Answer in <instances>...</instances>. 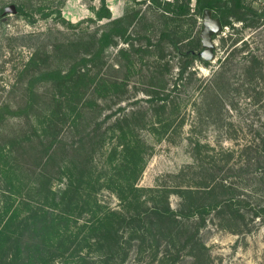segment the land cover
Here are the masks:
<instances>
[{"label": "rangeland", "instance_id": "1", "mask_svg": "<svg viewBox=\"0 0 264 264\" xmlns=\"http://www.w3.org/2000/svg\"><path fill=\"white\" fill-rule=\"evenodd\" d=\"M105 1L113 19L135 9L145 16V20L132 24L129 29L132 38L128 44L118 40L116 46H110L104 51L101 59L96 60L89 68L80 70V74L88 73L85 80L78 81L79 86H83L81 89L86 95V102L90 103L81 106L83 119L80 125L68 126L63 132L57 162H73L75 144L87 138V151L83 154L89 152L88 171L94 180V185L89 190L95 193L100 209L119 210L120 201L111 190L113 185L120 184L121 181L119 179L115 182L118 179L120 159H113L109 154L116 143L114 138L109 139L103 149V131L117 118L134 109H149L148 91L156 82L153 78L160 73L158 83L166 84L165 94L169 96L170 110L175 111L172 118L174 123L169 136L161 141L156 140L150 126L139 131L138 139L146 142L150 154L136 183L138 187H195L201 181L198 175L200 178L207 175V172L200 171L214 168L207 163L210 159L228 158L227 153L234 151L235 154L230 158V165L234 168L219 174L235 183L239 193L247 196L255 181L256 167L245 166L250 158L240 151L257 135L259 125L264 123V99L259 101L258 95L259 92L264 93V78L257 86L258 91L246 86L245 78L247 67H256L259 62L262 63L264 77V18L259 19V14H264V0H243L247 9L258 12L257 17L249 15L245 22L232 20V25L216 38L215 61L208 62V65L200 60L194 61L177 86L174 83L182 59L180 53L167 43H162L158 51L155 46L165 24L172 25L171 18H163V11L150 0H136L135 3L132 0ZM22 3H26L28 11L34 13L41 6L59 10L67 24L56 22L55 14L46 19L36 13L34 24H29L18 14H4L10 5ZM99 7L100 0H0V108L8 106L11 110H19L25 107L31 84L37 92L35 107L31 111L20 116L7 115L0 124V215L4 213V206L9 208L8 215H12L14 209L25 215L28 211L36 210L42 202L37 195L40 167L38 160L43 156L44 147L39 142L36 126L38 117L49 110L53 96L60 93L59 87L50 80H45L43 74L54 70L66 72L88 53L96 51L92 45L93 39L99 38L110 28L108 20L96 19L92 10ZM199 21L202 23V20ZM145 37L151 40L149 47ZM222 38L225 39L224 45ZM131 43L139 50L132 56V68L128 60L119 54L120 50L131 48ZM202 51L200 41L195 53L200 56ZM156 53L163 54L164 60H160ZM31 59H34V63L27 69ZM165 64L168 71L164 68ZM92 79L95 80L90 86ZM103 79L108 83L124 82L126 89L119 97L103 100L102 91H94L102 87L96 84L103 83ZM209 87L214 88V95L208 96ZM212 101L215 102L211 106L213 115L209 117L211 111L206 106ZM118 109L124 111L119 113ZM181 121L183 125L179 126ZM197 141L201 145H207L200 155L203 162L197 159V151L193 150V142ZM106 149L108 151L104 153ZM241 166L243 168L239 170ZM2 171H11L9 177L22 181V198H19L20 194L17 195L16 189L10 185ZM50 172L53 174V169ZM110 183H113L111 188ZM54 189H58L57 184ZM232 195L231 190L216 192L219 199H227ZM10 196L16 199L15 203L5 205L7 202L3 201ZM179 202L180 198L176 194L170 196L173 209L178 208ZM92 205L91 201L89 208ZM11 206L13 207L10 208ZM85 218L89 217L84 214L78 220V225L82 226ZM220 224V220L212 214L207 226L201 231V239L207 248V256L204 257L207 264H264V230L259 226L258 220L257 224L250 225L251 232L239 234L232 233ZM3 226L4 222H0V229ZM184 253L180 255L179 264H189L191 261V257ZM9 254L8 248L1 250L0 261L8 258ZM153 257L154 252L147 251L138 256L133 249L128 253L125 263L158 264L154 260L161 256ZM84 258L94 264H99L101 260L98 252L83 250L70 261L57 259L49 264H76Z\"/></svg>", "mask_w": 264, "mask_h": 264}, {"label": "trees", "instance_id": "2", "mask_svg": "<svg viewBox=\"0 0 264 264\" xmlns=\"http://www.w3.org/2000/svg\"><path fill=\"white\" fill-rule=\"evenodd\" d=\"M100 1L101 7L92 11L98 21L108 20L110 28L99 38L93 39L92 45L96 51L88 53L66 72L54 70L43 74L45 80H50L59 87L60 93L53 96L49 110L38 117L36 126L39 142L44 147L43 156L38 160L40 167L37 195L42 202L38 204L36 210L28 211L25 215H21L18 209H14L12 215H8L9 208L3 207L4 213L0 215L2 216L0 222H4V226L0 229V251L8 248L10 254L8 258L1 260L0 264H49L50 261L57 259L70 261L79 256L83 250L98 252L101 259L99 264H126L127 255L133 249L138 256L144 255L147 251L154 252L153 258L161 256L154 260L158 264H179L183 252L191 257L189 264H207L204 260L207 248L201 239V231L207 226L208 218L212 214L220 220L221 227L229 229L232 233L251 232L252 227L250 229L249 227L251 224H257V220L264 230V123L259 121L261 125L257 135L240 151L250 158L245 166L256 167L255 181L247 196L239 193L235 183L219 174L234 168L230 165L234 151L227 153L228 158L210 159L207 163L212 164L214 168L202 169L200 172H207V175H203L202 178L198 175L201 181L197 182L195 187L192 185L165 187L166 189L138 187L136 183L150 154L146 142L138 139L139 131L150 126L156 140L161 141L169 136L174 123L172 118L175 111L170 110L169 96L165 94L166 84L158 83L161 75L159 73L153 78L156 82L154 81L148 91L149 109H134L117 118L103 131V149L109 139L116 140L109 154L113 159H120L117 168L118 179H115V182L117 183L119 179L121 181L117 185L110 183L109 187L113 185L111 191L120 201V209H100L95 193L89 190L94 185V180L88 171L89 152L83 154L85 150L87 151V138L75 144L73 162L64 160L58 163L61 136L68 126L80 125L83 119L81 106L90 103L86 102V95L81 89L83 86H79L78 81L85 80L88 73L80 74V70L89 68L96 60L101 59L104 51L110 46H116L118 40L128 44L132 38L129 32L132 24L138 20H145V16L143 17L142 13L135 9H131L120 18L113 19L106 1ZM132 2L135 3L136 0ZM150 2L163 11V18L166 20L171 18L172 21V25L165 24L162 28L158 44L155 46L158 51L162 43H167L180 53L182 59L174 83L176 86L183 80L194 61L200 60L204 65H208V62L195 53L200 46L199 35L203 28L199 19H203L205 10H211L213 17L219 18L223 27H230L232 20L245 22L247 16L258 15L255 10L247 9L243 0H196L193 4L192 0H150ZM16 7L17 14L29 24L35 23L36 13H40L41 17L46 19L52 18L55 14L56 22L67 24L61 11L49 10L48 6L38 7L35 13L28 11L26 3ZM261 18H264V14H259V19ZM145 38L149 47L151 40ZM221 42L224 45L225 39L222 38ZM138 52L139 50L131 43V48L122 49L119 54L128 60L132 68L134 66L132 56ZM157 55L160 60H164L163 54L156 53ZM33 63L34 59H31L27 69H30ZM164 68L168 71L166 64ZM263 78L261 62L256 67L254 65L247 67L246 86L258 91L257 86ZM94 80L90 81V86ZM222 82L224 84V81ZM96 85L102 86L94 91L97 93L102 91L103 100L108 97H119L127 86L124 82L108 83L104 79L103 83L98 82ZM213 93H215L214 88L209 87L208 96L214 95ZM258 95L259 101L264 99V93L259 92ZM36 96L37 92L31 84L25 107L19 110H11L8 106L0 108V124L7 115L14 117L31 111L35 107ZM213 104L214 101L206 106L211 111L209 117L213 115L211 114ZM123 111L118 109L119 113ZM262 114L264 116V110ZM182 125L183 121L179 123V126ZM193 145L190 146L197 151V159L200 160L201 151H205L207 145H201L199 141L193 142ZM150 149L153 150L152 147ZM107 151L108 149L104 153ZM3 156L5 157L4 154ZM242 168L241 166L239 170ZM51 169L53 174L50 172ZM2 172L4 177L8 178L10 185L16 189L17 195L20 194L19 198H22L24 189L22 181L9 177L11 171ZM111 181L113 182L112 179ZM55 184L58 185L56 190ZM229 190L234 195L227 199H219L216 196L217 191ZM172 194L180 198L176 210L171 207ZM5 201L7 202L5 205H8L15 203L16 199L10 196L3 202ZM91 201L93 205L89 208ZM84 214L89 218L84 219L82 226L78 225V220ZM76 264L94 263L84 258Z\"/></svg>", "mask_w": 264, "mask_h": 264}, {"label": "water", "instance_id": "3", "mask_svg": "<svg viewBox=\"0 0 264 264\" xmlns=\"http://www.w3.org/2000/svg\"><path fill=\"white\" fill-rule=\"evenodd\" d=\"M18 13L16 5H10L5 9L4 14ZM202 30L200 38L202 42L203 51L200 57L205 62H214L216 59V38L221 36L224 32L225 27L219 18H214L211 10H205L202 19Z\"/></svg>", "mask_w": 264, "mask_h": 264}, {"label": "built area", "instance_id": "4", "mask_svg": "<svg viewBox=\"0 0 264 264\" xmlns=\"http://www.w3.org/2000/svg\"><path fill=\"white\" fill-rule=\"evenodd\" d=\"M192 1H193L194 3L196 2V0H192ZM225 29L227 30V27H225ZM225 29H224V30H225ZM224 34H225V33H224Z\"/></svg>", "mask_w": 264, "mask_h": 264}]
</instances>
